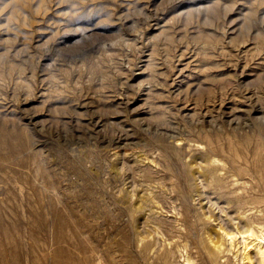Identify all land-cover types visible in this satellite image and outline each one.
I'll return each instance as SVG.
<instances>
[{"label":"rangeland","instance_id":"rangeland-1","mask_svg":"<svg viewBox=\"0 0 264 264\" xmlns=\"http://www.w3.org/2000/svg\"><path fill=\"white\" fill-rule=\"evenodd\" d=\"M207 136L240 175L205 207L259 205L264 0H0V264H183V243L214 264L189 172Z\"/></svg>","mask_w":264,"mask_h":264},{"label":"bare ground","instance_id":"bare-ground-1","mask_svg":"<svg viewBox=\"0 0 264 264\" xmlns=\"http://www.w3.org/2000/svg\"><path fill=\"white\" fill-rule=\"evenodd\" d=\"M179 129L175 128L174 131H170V132L168 131L166 134L162 136L161 141L164 144L158 145L159 154H156L155 158H153L152 156H150V154H147V153H145V158H148L150 162L154 163L155 165L159 164L160 166H162L158 160L159 159L158 155L165 153L167 160H169L168 152L169 151L172 152L180 148L179 143L182 140V138L177 137V136L181 134L182 131H179ZM207 137L208 138H206V140H204L203 142L202 140L196 141V142L197 144H201V150L203 152L209 153L210 151L211 152L210 155L208 156L192 155L190 159V169H189L190 180L192 181L194 191L197 194V201L199 202L198 207L201 211L200 212L201 217L203 220H205V222L209 224V227H207L205 230L206 235L203 238V242L206 243L209 249L212 251L211 254L213 256L214 264H220L219 258L223 257L224 252L226 251H231L233 256L239 259V264H264V183L260 182V183L255 184V186L254 185L250 186V190H253V192L256 191L257 193H259L257 195H253V197L251 196L252 197L251 202L255 204L259 203V205L257 204L252 207L243 205L241 202V199H243L242 196L240 195L241 193H239L237 189H233V190H236L237 192L235 191V193L232 194L233 196L229 197L228 199H226V201H224L226 203L230 201L234 203V209L232 213L224 212L225 217H222L218 214V212L216 211L214 212L215 208H217L219 212L224 211L225 206L216 207L217 202L216 200L212 201V199L206 200L207 205L205 207V202L203 204V201H202L205 198L204 188H211L213 190L219 189L221 190L219 193L220 196H222L223 194L234 192V191L226 192L223 190V187L225 186L224 181L228 178V176L232 177L235 175L236 176L240 175L239 174L240 169L237 170L236 167H233L231 160L229 161V164L225 166L224 161H221V159H219V157L216 156L217 155L216 151L218 150V147L216 144H214L216 143L215 139H213L210 136H207ZM216 140L219 141V139H216ZM174 141H176V143H174ZM218 145L220 146V144ZM160 168L162 169V167ZM238 178L239 176H237V178L234 177V180L232 182L236 184L238 182ZM127 190H130V191H127V193L130 192L131 193L130 197H131V195H133L132 189L130 188ZM138 190H142V189H138ZM142 194H139V196ZM144 195L145 194H143V196ZM139 198L138 200H140ZM260 206L261 208L258 209ZM253 208H255V211L259 210L260 213L257 215L250 214V212L248 211ZM175 213L180 214V217H179L180 224L183 225L184 229H186L184 225L186 222V213L184 215L180 210L175 211ZM130 223H132V219H130ZM152 224L153 226L151 228V231L154 232L158 229L159 222L154 221ZM151 231H148V232L150 233ZM142 233H140L139 231L137 232V234L141 235L139 239L143 240L142 248L146 249V246L148 245L147 247L148 249L151 246L152 242L146 239V235H142ZM170 239L171 237L166 238L167 245L171 244L172 241H170ZM178 244L175 243V246L178 247L179 246ZM179 250L183 251L182 253L183 264H195L191 256V253L186 249V243H183L182 248H179ZM159 254H161L163 256L164 261L168 263V255L172 254V249L171 248L166 249V251H163L162 253H159Z\"/></svg>","mask_w":264,"mask_h":264}]
</instances>
